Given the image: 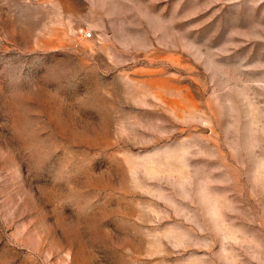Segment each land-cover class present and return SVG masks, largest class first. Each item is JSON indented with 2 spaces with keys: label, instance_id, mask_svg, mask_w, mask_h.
<instances>
[{
  "label": "rangeland",
  "instance_id": "obj_1",
  "mask_svg": "<svg viewBox=\"0 0 264 264\" xmlns=\"http://www.w3.org/2000/svg\"><path fill=\"white\" fill-rule=\"evenodd\" d=\"M0 264H264V0H0Z\"/></svg>",
  "mask_w": 264,
  "mask_h": 264
},
{
  "label": "built area",
  "instance_id": "obj_2",
  "mask_svg": "<svg viewBox=\"0 0 264 264\" xmlns=\"http://www.w3.org/2000/svg\"><path fill=\"white\" fill-rule=\"evenodd\" d=\"M86 36H87V37H90V36H91V34H90L89 32H87V33H86Z\"/></svg>",
  "mask_w": 264,
  "mask_h": 264
}]
</instances>
